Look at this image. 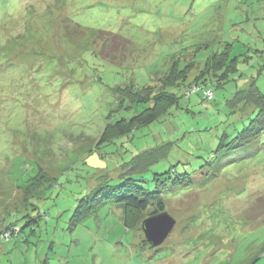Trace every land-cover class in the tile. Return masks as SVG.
<instances>
[{
    "label": "rangeland",
    "instance_id": "obj_1",
    "mask_svg": "<svg viewBox=\"0 0 264 264\" xmlns=\"http://www.w3.org/2000/svg\"><path fill=\"white\" fill-rule=\"evenodd\" d=\"M122 39L124 61L103 55ZM225 53L239 71L218 81ZM175 63L178 104L100 143L152 106L131 87L159 92ZM254 77L264 93V0H0V231L18 225L0 237V264H264V132L231 147L249 118L230 100ZM153 149L136 178L176 220L163 244L142 229L154 208L129 228L124 204L105 200L73 225L106 175ZM41 172L51 181L26 199Z\"/></svg>",
    "mask_w": 264,
    "mask_h": 264
},
{
    "label": "trees",
    "instance_id": "obj_2",
    "mask_svg": "<svg viewBox=\"0 0 264 264\" xmlns=\"http://www.w3.org/2000/svg\"><path fill=\"white\" fill-rule=\"evenodd\" d=\"M112 35V33L102 31L98 37L103 40L104 38L107 39L108 37H112ZM122 41L123 46L122 43L118 41H114L113 45H109L108 49L104 46L102 49L103 55L118 63L124 61L126 58L124 53L126 52L125 44L129 42L126 39H122ZM239 62L240 57L237 56L231 60L228 53H225V57L218 58L214 63V67H212L215 72L224 70V73L220 75L222 78H219L218 81H225L227 77L239 71ZM182 71L187 73L185 70ZM204 73L205 72L196 80L193 88L189 91H196L199 89L200 84H207L209 79H207ZM215 75L217 76V73H215ZM179 77L177 63H175L171 68L168 79L161 82L159 92L151 93L152 88H139L133 86L130 89L127 87V89H130L131 94L134 95L132 99H135L136 102L146 100L153 101L152 106L132 116L131 119H120L111 124V126L107 128V132L102 136L100 143L107 142L111 138H115L119 135L130 134L135 129L156 122L165 115L170 108L178 104V97L174 93L168 92L166 87L170 84H176ZM208 91H206V97L212 99L213 96L211 98L208 97ZM230 102L233 112H239L242 119L249 118L248 123L231 139L233 142L231 147L238 148L248 144L251 140L257 138L264 132V93L259 89L256 77H254L245 88L238 90L237 94ZM228 144L221 142L220 148L226 147ZM156 150L153 149L137 154L131 162L119 169V180L112 182L110 181L111 177L106 175L107 179H105V185L98 188L94 193L91 192L87 198H83L79 207H76V215L73 216V225H76L77 221H84L86 217L96 212L105 200L124 204V224L129 228L136 227L137 222L141 220L142 214L149 209L154 208L153 215L166 211V204L161 196V192L158 189H147L141 184V180L136 178L147 172L149 166L160 159V153H157ZM51 179V176L44 175L41 172L34 181L30 182V185L27 186L26 189H23V195L27 199L33 194H36L38 192L37 190L44 185V182L48 183ZM157 180L158 178L155 177L154 181ZM16 231H18V225L11 224L5 230L0 231V237L8 238Z\"/></svg>",
    "mask_w": 264,
    "mask_h": 264
},
{
    "label": "water",
    "instance_id": "obj_3",
    "mask_svg": "<svg viewBox=\"0 0 264 264\" xmlns=\"http://www.w3.org/2000/svg\"><path fill=\"white\" fill-rule=\"evenodd\" d=\"M176 224L175 218L164 211L147 217L142 223L146 239L153 247H158L169 236Z\"/></svg>",
    "mask_w": 264,
    "mask_h": 264
},
{
    "label": "built area",
    "instance_id": "obj_4",
    "mask_svg": "<svg viewBox=\"0 0 264 264\" xmlns=\"http://www.w3.org/2000/svg\"><path fill=\"white\" fill-rule=\"evenodd\" d=\"M212 94H213L212 91H208V93H207L209 98H211L213 96Z\"/></svg>",
    "mask_w": 264,
    "mask_h": 264
}]
</instances>
